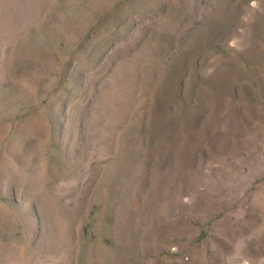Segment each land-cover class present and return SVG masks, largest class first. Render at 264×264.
Wrapping results in <instances>:
<instances>
[{
  "label": "rangeland",
  "instance_id": "374dc122",
  "mask_svg": "<svg viewBox=\"0 0 264 264\" xmlns=\"http://www.w3.org/2000/svg\"><path fill=\"white\" fill-rule=\"evenodd\" d=\"M0 264H264V0H0Z\"/></svg>",
  "mask_w": 264,
  "mask_h": 264
}]
</instances>
